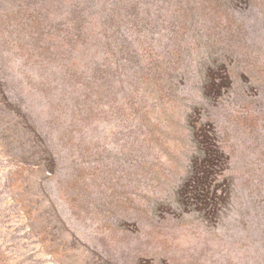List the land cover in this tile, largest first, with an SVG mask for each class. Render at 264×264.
<instances>
[{
    "label": "rangeland",
    "instance_id": "374dc122",
    "mask_svg": "<svg viewBox=\"0 0 264 264\" xmlns=\"http://www.w3.org/2000/svg\"><path fill=\"white\" fill-rule=\"evenodd\" d=\"M0 264H264V0H0Z\"/></svg>",
    "mask_w": 264,
    "mask_h": 264
}]
</instances>
